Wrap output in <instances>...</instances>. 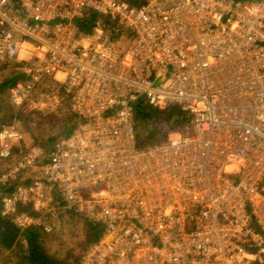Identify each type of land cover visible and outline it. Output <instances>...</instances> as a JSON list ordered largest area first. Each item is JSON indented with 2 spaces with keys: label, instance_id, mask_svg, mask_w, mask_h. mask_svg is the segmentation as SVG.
<instances>
[{
  "label": "built area",
  "instance_id": "obj_1",
  "mask_svg": "<svg viewBox=\"0 0 264 264\" xmlns=\"http://www.w3.org/2000/svg\"><path fill=\"white\" fill-rule=\"evenodd\" d=\"M0 66L2 217L98 222L74 264H264V0H0ZM142 101L185 125L139 146ZM36 102L76 116L49 147L25 143Z\"/></svg>",
  "mask_w": 264,
  "mask_h": 264
},
{
  "label": "trees",
  "instance_id": "obj_2",
  "mask_svg": "<svg viewBox=\"0 0 264 264\" xmlns=\"http://www.w3.org/2000/svg\"><path fill=\"white\" fill-rule=\"evenodd\" d=\"M129 1L138 3L142 0ZM97 17V13H89L88 17L84 18L79 23L80 27L87 31ZM17 79V76L6 78L0 83V90L9 89L10 85L15 83ZM7 103L10 107L8 93ZM136 117L138 121L136 137L139 146L164 140L170 130L183 127L187 120L185 111L177 105H171L170 107L160 109L144 101L137 104ZM22 120L24 123L25 117ZM59 121L63 122L65 125L67 124V127L62 129L63 132H60L61 134H50L47 136L49 145L46 144V146L48 147L59 138L57 136L61 137V135L64 136L70 133L76 121V116L72 112H67L60 118L54 119L56 123ZM49 125L50 121L44 119L37 125L38 129L35 130L36 133L28 128L26 129L24 127V129L26 134L28 135L29 133L35 139L34 142H37L36 140L41 136L40 130L43 127H49ZM81 219L84 224V236L82 243L79 245L81 246L82 252L77 256L78 247L76 246H64L59 250L50 252L45 241L48 235L45 234L42 229L36 227L20 228L10 218H4L0 214V258L3 257L5 262H12L18 258L17 260L20 261V264H74L87 249V247L84 249V246H88L92 242L98 240L103 230L102 225L98 222L84 216H82ZM15 249H19L18 253H14ZM6 252L8 253L6 254ZM18 262L14 264H18Z\"/></svg>",
  "mask_w": 264,
  "mask_h": 264
},
{
  "label": "rangeland",
  "instance_id": "obj_3",
  "mask_svg": "<svg viewBox=\"0 0 264 264\" xmlns=\"http://www.w3.org/2000/svg\"><path fill=\"white\" fill-rule=\"evenodd\" d=\"M24 55V54H23ZM9 73V69L6 66H0V83L5 80L6 78H9L8 76ZM8 89L5 90H0V123L4 120L9 118L12 113H13V109L12 107H9L8 103H7V91ZM37 105H40L38 102L36 103H29L28 105H26L25 110H23V113H21V117L22 119L25 117V121H24V127L27 129L32 130L33 132H35L37 128V125H39V123L41 121L48 120L50 121V125L49 127H43L40 132H41V136L39 137L38 140H36L37 142H34L35 139L28 133V135L26 136V143L27 144H31V143H41V144H48L49 145V141L47 140V136L52 134H61L60 132H63V128L67 127V124L65 125L63 122L59 121V122H54V119L56 118H60L63 114L67 113L68 111L62 113V114H57L53 111H50L49 109H47L46 107H40L38 108ZM137 119V117H136ZM138 122V121H137ZM30 127V128H29ZM32 128V129H31ZM137 128H138V124H137ZM181 128V127H180ZM179 130V128H177ZM36 133V132H35ZM137 134V131H136ZM63 136V135H61ZM60 137V136H57ZM56 137V138H57ZM137 138V137H136ZM46 142V143H45ZM48 142V143H47ZM27 174L31 175V176H37L38 172H37V168L34 167L32 169L27 170ZM105 186V182L104 181H100L97 185H84V186H80L78 188V194H80L82 197L87 198L90 196V192L93 190H97L99 188H102ZM82 216H77V217H72V219L69 221V227L68 230L59 236H47L46 237V245L48 247V250L50 252L59 250L62 247H72V246H76L78 247L77 250V256H79L81 254V246H79L82 243L83 240V236H84V224L83 221L81 219ZM22 241H24L23 239H20ZM22 244V242H21ZM83 245V244H82ZM88 247L87 245L84 246V249ZM75 248V247H74ZM19 249H15L14 253H18ZM8 252H6L7 254ZM18 258H16L15 261L12 262H5L3 257L0 258V264H14L17 263L19 260H17ZM18 264H20V261L18 262Z\"/></svg>",
  "mask_w": 264,
  "mask_h": 264
},
{
  "label": "bare ground",
  "instance_id": "obj_4",
  "mask_svg": "<svg viewBox=\"0 0 264 264\" xmlns=\"http://www.w3.org/2000/svg\"><path fill=\"white\" fill-rule=\"evenodd\" d=\"M146 103V102H145ZM152 106V105H151ZM154 107V106H153ZM168 107H170V106H168ZM158 108V107H157ZM165 108H167V107H165ZM160 109H164V108H160ZM172 130H178V129H172ZM172 130H170V131H172ZM169 131V132H170ZM153 143H155V142H153Z\"/></svg>",
  "mask_w": 264,
  "mask_h": 264
}]
</instances>
